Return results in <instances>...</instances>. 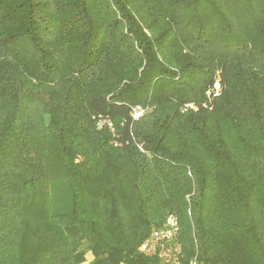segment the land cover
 <instances>
[{
  "label": "trees",
  "instance_id": "obj_1",
  "mask_svg": "<svg viewBox=\"0 0 264 264\" xmlns=\"http://www.w3.org/2000/svg\"><path fill=\"white\" fill-rule=\"evenodd\" d=\"M169 215L264 264V0H0V264H171Z\"/></svg>",
  "mask_w": 264,
  "mask_h": 264
},
{
  "label": "built area",
  "instance_id": "obj_2",
  "mask_svg": "<svg viewBox=\"0 0 264 264\" xmlns=\"http://www.w3.org/2000/svg\"><path fill=\"white\" fill-rule=\"evenodd\" d=\"M220 84L215 82L213 84V96L219 94ZM195 106L192 104H186L182 109H194ZM142 109L139 106H136L133 109V118L137 119L142 114ZM99 126L107 125L109 128L112 127V124L108 120H101L98 123ZM178 224L176 217L169 215L166 218L163 226L160 228H154L151 230L149 236L144 240L140 246V251L146 255H152L159 252L160 256L169 261L171 264H184L181 261V245L178 241ZM189 264H199L197 260L191 259Z\"/></svg>",
  "mask_w": 264,
  "mask_h": 264
},
{
  "label": "crops",
  "instance_id": "obj_3",
  "mask_svg": "<svg viewBox=\"0 0 264 264\" xmlns=\"http://www.w3.org/2000/svg\"><path fill=\"white\" fill-rule=\"evenodd\" d=\"M92 259H93V255L90 252H87L85 254V260L79 264H91Z\"/></svg>",
  "mask_w": 264,
  "mask_h": 264
}]
</instances>
